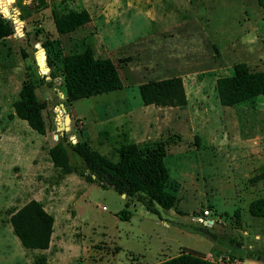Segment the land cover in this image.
<instances>
[{
  "label": "rangeland",
  "instance_id": "rangeland-1",
  "mask_svg": "<svg viewBox=\"0 0 264 264\" xmlns=\"http://www.w3.org/2000/svg\"><path fill=\"white\" fill-rule=\"evenodd\" d=\"M31 2H0L15 25L0 40V264H154L182 249L221 264H264V218L248 212L249 202L264 196V179L251 181L264 173V94L222 106L215 87L235 63L264 70V9L257 0L56 1L90 13L87 24L67 34L56 31L51 3L22 20L21 7ZM85 47L114 61L123 86L69 103L62 58ZM174 75L183 79L185 106L142 103L141 83ZM25 81L46 104L45 134L12 115ZM64 133L66 144L88 140L113 162L114 147L132 140L160 150L176 204L165 209L135 198L126 206L112 187L63 174L48 149ZM30 199L54 218L47 251L24 248L12 231L11 212ZM205 208L207 225L194 218Z\"/></svg>",
  "mask_w": 264,
  "mask_h": 264
},
{
  "label": "trees",
  "instance_id": "trees-1",
  "mask_svg": "<svg viewBox=\"0 0 264 264\" xmlns=\"http://www.w3.org/2000/svg\"><path fill=\"white\" fill-rule=\"evenodd\" d=\"M65 0H32L21 7L20 18L27 19L33 13L52 4V19L60 34L71 33L91 20L87 9L64 10L55 3ZM1 2V0H0ZM264 9V0H257ZM15 25L11 18L0 12V40L11 36ZM44 56V55H43ZM42 68L43 58L38 53ZM50 64V63H49ZM51 65V64H50ZM61 76L63 79L65 101H74L122 88V80L114 61L109 57H97L91 47L82 51H73L62 58ZM216 92L222 106H234L264 94V70H252L245 62L235 63L233 73L216 79ZM139 94L144 105L159 107H182L187 104L183 79L179 75L149 80L139 85ZM46 104L40 101L31 81L23 82L19 97L13 103L12 115L25 120L30 128L39 134H45L46 124L43 110ZM65 133L48 149L54 167L63 174L76 173L89 181H97L103 188L112 187L119 195L124 194L126 206L139 198L143 203H157L168 209L177 202V197L168 191V168L164 153L158 149L143 150L136 142H129L117 148L118 161L113 162L104 154L91 148L89 143L77 141L65 142ZM70 149L81 159L82 164L70 162ZM264 179V173L251 178L253 183ZM248 212L254 217L264 218V196L251 200ZM123 219L128 218L126 209L121 211ZM13 233L21 245L30 250L47 249L53 231V216L36 199H30L10 215ZM154 264H221L206 256L187 249L176 255L166 257Z\"/></svg>",
  "mask_w": 264,
  "mask_h": 264
},
{
  "label": "crops",
  "instance_id": "crops-1",
  "mask_svg": "<svg viewBox=\"0 0 264 264\" xmlns=\"http://www.w3.org/2000/svg\"><path fill=\"white\" fill-rule=\"evenodd\" d=\"M151 17L152 18H154V20H156V19H159L160 17L157 15V11L155 10V11H152L151 12ZM120 73V72H119ZM122 79V78H121ZM116 136H117V134H115ZM87 142H88V140H87ZM130 142H136V143H138L137 141H135V140H132V141H130ZM128 143V142H127ZM99 144H101L102 146L105 144V141L104 140H102V141H100V143ZM121 144H119V145H117V146H115L114 148H115V150H116V152H117V148L120 146ZM109 147V146H108ZM108 147H104V148H102V150H103V152H108ZM92 148V147H91ZM113 148V149H114ZM96 150V149H95ZM99 152V151H98ZM101 153V152H100ZM102 154V153H101ZM118 154V153H117ZM121 196H123V195H121ZM51 243H52V235H51V240H50V244H49V247L47 248V249H43V250H41V251H47L49 248H50V245H51ZM176 255V254H175ZM173 256V255H172ZM206 258H208V257H206ZM208 259H210V258H208ZM210 260H212V259H210ZM224 264H226V263H224ZM236 264H238V262L236 263ZM249 264H251V263H249Z\"/></svg>",
  "mask_w": 264,
  "mask_h": 264
},
{
  "label": "built area",
  "instance_id": "built-area-1",
  "mask_svg": "<svg viewBox=\"0 0 264 264\" xmlns=\"http://www.w3.org/2000/svg\"><path fill=\"white\" fill-rule=\"evenodd\" d=\"M123 196H124V194H123ZM210 214H211V210H209V209H207V208H205L204 210H202V215H199V216H196V217H194L198 222H201L202 224H208V216H210ZM212 223H213V221L212 220H210Z\"/></svg>",
  "mask_w": 264,
  "mask_h": 264
},
{
  "label": "water",
  "instance_id": "water-1",
  "mask_svg": "<svg viewBox=\"0 0 264 264\" xmlns=\"http://www.w3.org/2000/svg\"><path fill=\"white\" fill-rule=\"evenodd\" d=\"M12 1H14V0H12ZM5 12H8V10H6ZM19 20H21V19L19 18ZM62 108H63L64 111H66V109H65V107H64L63 104H62ZM66 121H67V122L70 121V115H69L68 113L66 114ZM66 128L68 129L69 126H66Z\"/></svg>",
  "mask_w": 264,
  "mask_h": 264
}]
</instances>
